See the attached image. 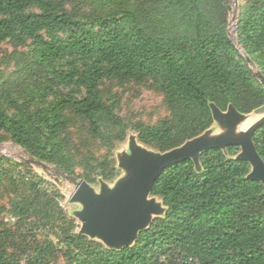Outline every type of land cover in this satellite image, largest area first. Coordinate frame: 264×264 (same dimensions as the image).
Segmentation results:
<instances>
[{
    "label": "trees",
    "instance_id": "obj_1",
    "mask_svg": "<svg viewBox=\"0 0 264 264\" xmlns=\"http://www.w3.org/2000/svg\"><path fill=\"white\" fill-rule=\"evenodd\" d=\"M242 1L237 46L225 0H80L77 11L66 0H0V42L29 48L24 59L15 57V85L0 77V130L34 159L78 178L64 151L72 123L65 110L111 151L132 130L165 153L213 127L212 105L242 114L264 107V86L246 59L264 75V0ZM128 80H151L170 117L158 126L126 123L100 87ZM14 86L25 87L31 103L20 104ZM253 139L264 160V126ZM200 164L186 160L163 171L152 195L166 214L121 250L81 235L56 185L28 169L12 217L32 220L57 242H42L22 259L0 248V264H49L58 251L65 264H264V186L248 178L251 165L219 149L203 153ZM8 168L0 157V185ZM98 174L110 180L120 171L104 159Z\"/></svg>",
    "mask_w": 264,
    "mask_h": 264
},
{
    "label": "rangeland",
    "instance_id": "obj_2",
    "mask_svg": "<svg viewBox=\"0 0 264 264\" xmlns=\"http://www.w3.org/2000/svg\"><path fill=\"white\" fill-rule=\"evenodd\" d=\"M229 8V20L231 25L235 22L237 14H240L241 9L244 8L245 2L242 0H225ZM67 8L69 10H81L80 0H66ZM231 39L238 46V40L234 33H231ZM29 48L24 46L15 45L9 41L0 42V77L1 81H11L15 85V78L18 76L16 72L19 70V63L15 57L24 59L27 55ZM22 55V56H21ZM255 74H258L259 69L256 65L251 66ZM101 91L104 100L109 104H115L116 112L122 119L128 123L133 124L137 121H142L148 125H160L165 119L170 117V111L164 100V96L157 89L156 85L151 80L144 82H136L128 80L123 83L118 81H104L101 84ZM13 97L16 98L20 104L31 103L30 94L25 90V87L14 86L11 88ZM64 115L72 120L71 125L67 132L63 135L64 151L73 158L74 173L80 180H85L87 176L95 180L91 183V187L96 193L101 192L102 184H106L109 188H114L119 180L125 178L128 173L120 166V158L124 153H130L129 144L130 137L137 134L132 130L128 131L127 140L124 142H116L111 149L105 145L99 138L91 135L88 130V124L85 120L74 116L71 112L65 110ZM248 114L239 123L236 128L228 129L223 128L220 124L214 123L208 134L211 138H218L223 136H230L239 138L257 121L259 116L264 117L263 114ZM261 118V119H262ZM219 126V127H218ZM217 127V128H216ZM104 130L107 134L112 131L109 127L104 125ZM139 142V141H138ZM140 143V142H139ZM141 144V143H140ZM143 145V144H142ZM147 150L157 152L155 149L147 147ZM228 157L236 158L241 153L240 147H235V150L230 154L225 151ZM0 157L6 158V164H9L4 182L0 185V248L8 253L22 259L27 253H32L38 244L51 240L57 242L51 233L45 234L38 231L33 221L29 223L22 222L12 217L13 203L21 197L20 193V177L22 173L29 174L28 169L32 172L43 176L45 179L53 182L57 189L65 197L63 207L69 217L74 219L80 226L81 222L77 216L78 212L83 211V205L79 202H70V196L73 194L75 188L64 180L63 176L69 175L58 170L52 164H47L50 170H53L61 180L63 185L59 186L49 175L48 172L41 167L30 168L25 162L32 157L26 153L20 146L13 143L6 133L0 130ZM108 159L110 162L115 160L116 168L120 174L110 180H104L99 174L98 169L100 162ZM154 198L153 196L150 197ZM157 202L163 206L162 200L156 198ZM164 216V215H163ZM10 217L12 220H10ZM94 240L101 242L100 239ZM49 242V241H48ZM102 243V242H101ZM49 264H65V257L61 251H58L55 256L50 260Z\"/></svg>",
    "mask_w": 264,
    "mask_h": 264
},
{
    "label": "water",
    "instance_id": "obj_3",
    "mask_svg": "<svg viewBox=\"0 0 264 264\" xmlns=\"http://www.w3.org/2000/svg\"><path fill=\"white\" fill-rule=\"evenodd\" d=\"M246 59L250 66L256 65L251 57L246 56ZM256 75L264 86V75L260 71ZM212 112L214 123L228 129L236 128L248 115L240 113L233 105L229 106L227 111L212 105ZM254 112L264 115V107ZM263 126L264 117L239 138H211L210 133L207 137L205 133L209 132L208 130L165 153L149 151L138 142L137 137L131 136L130 153H124L120 158V166L128 175L119 180L114 188L102 184L101 192L96 193L87 181L71 175L63 176L64 180L75 188L69 201L83 205V211L77 213L81 222L79 233L90 239L98 238L107 248L113 250L133 246L140 233L147 230L155 218L163 217L167 212V209L157 202V197L152 195L154 185L163 171L186 160L194 161L200 170L201 155L215 149L226 151L230 147H240L241 153L236 159L249 162L251 172L248 178L261 182L264 186V160L253 139L257 130ZM25 164L30 168L37 166L46 172L50 171L46 163L33 157ZM50 176L59 186L63 185L57 174ZM151 196L154 198L151 199Z\"/></svg>",
    "mask_w": 264,
    "mask_h": 264
},
{
    "label": "built area",
    "instance_id": "obj_4",
    "mask_svg": "<svg viewBox=\"0 0 264 264\" xmlns=\"http://www.w3.org/2000/svg\"><path fill=\"white\" fill-rule=\"evenodd\" d=\"M231 20H229V25L227 27V30H228V33H229V36L231 38V33H234L236 35V38H237V30H238V24H239V14L236 15V18H235V22L231 25ZM12 220V218H10Z\"/></svg>",
    "mask_w": 264,
    "mask_h": 264
},
{
    "label": "bare ground",
    "instance_id": "obj_5",
    "mask_svg": "<svg viewBox=\"0 0 264 264\" xmlns=\"http://www.w3.org/2000/svg\"><path fill=\"white\" fill-rule=\"evenodd\" d=\"M250 114H254V113H250ZM261 118H262V116H259V118L257 119V121H256L254 124H256L257 122H259V121L261 120ZM254 124H253V125H254ZM218 127H219V126H218ZM212 128H215V127H212ZM212 128H211V129H212ZM216 128H217V127H216ZM211 129H209V132H210Z\"/></svg>",
    "mask_w": 264,
    "mask_h": 264
}]
</instances>
